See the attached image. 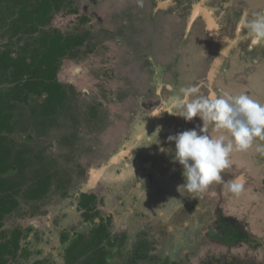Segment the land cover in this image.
I'll list each match as a JSON object with an SVG mask.
<instances>
[{"label":"rangeland","instance_id":"1","mask_svg":"<svg viewBox=\"0 0 264 264\" xmlns=\"http://www.w3.org/2000/svg\"><path fill=\"white\" fill-rule=\"evenodd\" d=\"M67 1L73 2L71 7L77 9L76 14L66 13ZM243 1L254 12L258 10L264 12V0ZM98 2V0L96 2L95 0H63L62 8L59 12L53 13L51 22L39 26L40 31L33 32L30 25L17 29V25L13 23L19 12L20 3L14 0H0V66L3 65L4 57L11 55L13 58H25L32 69L34 61L42 54L39 37L43 32L52 33L56 30L63 36L78 34L85 38L83 45L73 54V58H63L59 61L57 80L63 86L65 99L61 105L48 109L50 115L46 121L41 112L40 100L36 98H31L24 109L15 112L17 122L14 135L24 138L30 135L33 138L25 146L20 141L19 148H24L29 159L35 156L39 158L25 169L21 180L24 186L21 191L29 185L32 172L40 168L46 169L53 178L43 199L29 201L24 199L22 194L20 195L19 206L12 215L5 219L3 231L10 232L17 227L29 236V239L22 241V245H27V251L19 264H69L67 256L69 245L77 243L79 237L88 239L97 224L105 225L107 230L108 243H104V247L112 254V257L107 259V264H192L190 253L182 256V252H186L187 249L178 250L177 248L171 251L167 247L168 243L166 245V242L161 239L156 240L155 236L148 234L147 228L146 233H142L143 228H138L141 233L134 232L133 229L132 233H127L121 229L127 222L123 210L120 209L124 204L119 206L117 203L119 186L116 185L118 182L114 181L116 172L109 169H111L112 161L128 163V159L121 161L123 157L120 156L128 150H115L116 152L114 151L112 155L107 154L105 147L111 140L104 139L102 133L108 127H113L115 130L117 122L127 121L126 118L131 117L136 109L131 103L129 104V99L135 93L132 92L134 90L130 85L133 80L131 77L134 75L131 72L123 73L124 70L115 67L119 61L127 60L117 55L121 49L120 45L118 46L121 41L117 38V34L110 33L109 30H101L97 33L96 25L92 26L89 20L87 22L81 20L88 17L89 11L93 10L91 7ZM37 4V0H25V8L29 12H32ZM126 41L132 45L131 38H127ZM105 42H108V46ZM110 51H116L113 58L108 57L107 52ZM80 73L83 79L85 78L82 74H85L86 79H91L92 82L79 81L77 77ZM29 75L30 72H26L24 77ZM196 75H193L194 78ZM176 77L175 74L168 75L160 72L153 76V82L160 84L169 81L175 84ZM211 78L209 73L206 74V81ZM225 81L227 83L222 81L214 85L213 90L217 94L245 93L264 103V69L258 68L252 76H245L243 71L235 76L230 73ZM3 83L2 78L0 88L6 89L7 85ZM156 92L157 90L151 91V93ZM170 105L169 101L165 107H158L153 112L158 114L164 108L167 111ZM139 119L145 125L153 123L151 120ZM179 122L186 123L180 119ZM172 125L175 126V124ZM189 125L195 126L190 123ZM155 129H157L156 126L151 127L150 136ZM212 129L213 127L210 130ZM138 131L143 132V130ZM143 133L147 134L146 131ZM219 134L221 133L216 132L212 136L216 137ZM147 144L146 140L140 141V147L135 150L136 153H141L142 146ZM257 155L261 161L264 159V155H259L255 151V146L248 151L231 154L230 167L221 174L228 172L232 179L242 178L243 174L246 184L237 196L228 191V185L225 183L228 194L220 197L224 199L226 208L233 210L239 218L247 220V223L242 221L241 229L243 230L247 224H250L254 235L249 234L245 242L243 240L238 244L232 239H227L225 246L220 247L212 244L216 233L214 229L206 231L211 225L202 227L193 234L196 243L201 245L200 247L188 244L190 237L187 236V241L184 242L186 244L181 245L189 248L195 257L196 263L193 262L194 264H264V162L263 165L260 164L256 158ZM139 156L141 157L142 153ZM112 169L115 167L112 166ZM181 181L184 182L182 174L168 177L159 186L161 190L154 192V199L159 200L164 190L170 186L175 188L177 196H182L184 191H178V186L182 185ZM215 186L216 184L210 185L207 191L199 194L200 198L206 201L207 207L208 202L213 201L208 192L215 190ZM186 194L191 197L190 193L186 192ZM82 195L96 197L98 216L93 222H87L79 208ZM163 197H165L163 199L165 202L162 201L152 210L154 216L158 208L169 215L171 207L177 208L176 198ZM217 211L222 212V210ZM108 216L111 217L108 218ZM214 222V224L217 223V221ZM174 239L177 242V238ZM171 244L174 245V241ZM231 248L237 249L230 251ZM136 251H139V255L144 258L135 259ZM81 260L84 261V258L74 264H79Z\"/></svg>","mask_w":264,"mask_h":264},{"label":"crops","instance_id":"2","mask_svg":"<svg viewBox=\"0 0 264 264\" xmlns=\"http://www.w3.org/2000/svg\"><path fill=\"white\" fill-rule=\"evenodd\" d=\"M98 1L91 7L93 10L90 15H93V18L90 24L96 25L97 33L101 30H109L110 33L115 32L119 40L131 38V49L134 50L128 49L131 52H128L129 57L127 56V58L130 60L128 61L130 62L129 66L132 68L129 69L134 75L131 77L133 80L130 85L134 90L132 92H135L129 99V104L131 103L136 109L131 117L126 118L127 121L121 123L118 121L115 130L113 127H108L102 133L104 139L111 140L105 147L107 154L112 155L115 150H128L122 153H126L125 155L120 156L123 157L121 161L128 159L129 162L124 164L112 161L111 169H109L116 172L114 181L118 182L116 185L119 186L117 203L119 206L124 204L120 209L123 210L124 218L128 222H125L121 229L127 233H132V229L134 232L141 233L138 228H143L142 233H146L145 229L147 228L149 235L155 236L156 240L161 239L166 242V245L168 243L167 247L171 251L177 248H179L178 250L187 249L186 252H182V256L190 253L191 263L194 264L196 263L195 257L189 248L181 246L186 244L184 243L187 241L186 236L190 237L188 244L200 247L201 245L196 243L193 236L200 228L211 225L206 230L210 231L213 225L218 224L219 220L223 218L242 228V221L247 223V220L239 218L233 210L226 208L224 199H220L222 195L228 194L226 184H216L215 190L208 192L214 201L208 202L209 208L214 206L210 210L206 206V201L199 195L194 198L183 192L182 196H177L173 186L167 187L159 200L154 199V192L161 190L159 187L161 183L170 176L181 174L183 170L181 165L173 161L171 155L161 152L159 148H174V142H167V137L192 129L193 125L191 126L189 123L195 124L193 127L199 134L201 123H203L199 117H193L186 123L179 122L180 116L171 114L173 111L171 97L180 87L191 85L199 86L201 92L206 90L204 91L206 95L209 90H213L215 84L222 83V81L227 83L225 79L230 73L235 76L243 71L245 76H252L258 68L264 69V46H256L249 50L247 41L237 44L236 40L238 39L236 22L239 18L262 11L254 12L243 0ZM198 7L204 13L194 14ZM206 14L214 27L213 32L208 27ZM91 30L93 31V28ZM244 52L247 54L244 55ZM131 53L135 54L131 56ZM224 57H227L224 60L226 62L221 61ZM211 64H213L212 67ZM159 71L162 74L177 75L174 79L177 82L174 84L164 81L155 84L153 76L160 73ZM127 72L130 71L124 70V73ZM208 73L212 78L206 81L205 76ZM195 74L197 75L194 78ZM153 90H157V92L151 93ZM169 101L171 105L167 111L164 108L158 114L153 112L158 107H165ZM139 118L151 120L153 123L145 125ZM152 126L161 129L158 133L160 145L155 143L143 145L140 157L141 153L137 154L135 150L140 147V141L146 140L149 143L150 138L147 136H150ZM135 127L136 129H134ZM138 127L140 128L137 129ZM210 129L211 126L208 128V134L215 135L217 131L214 128L212 131ZM138 130L146 131L147 134ZM256 158L263 165L264 159L261 161L258 155ZM112 166L115 169H112ZM221 175L225 182L232 179L228 172ZM241 177L245 185L244 175L242 174ZM183 183L181 181V184ZM163 196L176 198L177 208L171 207L170 215L158 208L154 216L152 210L162 201L165 202ZM217 210H222V212ZM110 217L108 216V218ZM214 221L217 223L214 224ZM241 231L247 236V239L249 234L254 235L250 224H247ZM236 236L232 238L233 241H236L237 244L243 242L237 241ZM174 238H177V242ZM172 241H174V245L171 244ZM225 241L219 244L213 240L212 244L224 247ZM236 249L231 248L230 251Z\"/></svg>","mask_w":264,"mask_h":264},{"label":"trees","instance_id":"3","mask_svg":"<svg viewBox=\"0 0 264 264\" xmlns=\"http://www.w3.org/2000/svg\"><path fill=\"white\" fill-rule=\"evenodd\" d=\"M14 1L20 4L13 23L17 25V29L30 25L33 32L40 31L39 26L49 24L53 13L59 12L63 4V0H37L38 4L32 12H29L25 8V0ZM67 4L70 7V2L67 1ZM67 12L74 13L75 10ZM83 43L84 38L79 36H63L56 30L52 33L43 32L39 37L42 54L36 58L32 69L25 58H13L11 55H6L3 65L0 66V79L3 78V84L7 85L6 89L0 88V264H19L25 253L21 241L27 238L17 227L10 232H4L5 219L17 210L18 198L21 194L29 201L43 199L53 178L46 169L40 168L32 172L29 185L21 191L24 186L21 180L25 169L39 158L35 156L29 159L24 148H19L20 141L25 146L33 138L30 135L26 138L14 135L17 122L15 112L24 109L31 98H36L40 100L41 112L46 121L50 115L48 109L61 105L65 99L63 86L57 80L59 61L63 58H73V54ZM26 72H30L28 77H24ZM95 207L94 195H82L79 208L83 211L87 222L95 221L98 216ZM235 239L246 240L247 236L239 232ZM104 243H108L106 227L103 224H97L88 239L79 237L77 243L69 245L68 263L74 264L84 258V261L81 260L79 264H107V259H110L112 254L105 249ZM134 258L140 259L144 256L136 251Z\"/></svg>","mask_w":264,"mask_h":264},{"label":"clouds","instance_id":"4","mask_svg":"<svg viewBox=\"0 0 264 264\" xmlns=\"http://www.w3.org/2000/svg\"><path fill=\"white\" fill-rule=\"evenodd\" d=\"M236 35L238 42H248L249 50L264 46V12L241 16L236 22ZM171 101V114L185 121L199 117L203 122L199 134L193 128L169 135L167 142H174V148H159L182 166L184 183L178 186V191L197 198L213 183H226L228 191L238 196L244 189L243 179L236 177L225 182L221 173L230 167L233 152L248 151L255 146V151L264 155V143H260L264 142V103L245 93L217 94L209 90L205 95L197 85L180 87ZM210 126L221 134L210 136ZM160 131L158 127L147 136L148 144L160 145Z\"/></svg>","mask_w":264,"mask_h":264},{"label":"flooded vegetation","instance_id":"5","mask_svg":"<svg viewBox=\"0 0 264 264\" xmlns=\"http://www.w3.org/2000/svg\"><path fill=\"white\" fill-rule=\"evenodd\" d=\"M72 2V1H71ZM71 5H70V7H68L67 8V11H69L70 12V10H75V12L74 13H68L67 11H66V13H68V14H76L77 13V9H75V8H73V7H71L72 5H73V2L72 3H70ZM90 9V8H89ZM88 9V10H89ZM91 11L92 10H90L89 11V13H91ZM203 11L201 10V9H196L195 11H194V14H197V13H202ZM89 13H88V17H84L83 19H81L83 22H87L88 20L91 22V19L93 18V15H89ZM204 13V12H203ZM206 21H207V23H208V27H209V29L210 30H212L211 32H213L214 31V27H213V25H212V22H211V20L209 19V16L208 15H206ZM71 36H79V37H82L81 35H78V34H75V35H72L71 34ZM87 34H86V38H87ZM83 38V37H82ZM84 40H85V38H84ZM237 40V44H238V39H236ZM120 43L118 44V46L120 45V47H121V49H119V51L117 52V55L120 57L121 56V58L122 59H126L127 58V56L129 57V54H128V52L130 53L131 51L130 50H132L131 49V44L129 45V42L127 43L126 42V40H125V38H123V39H120ZM239 42H243V41H239ZM106 43V42H105ZM106 44H108V42L106 43ZM128 49H130V50H128ZM132 51H134V50H132ZM108 53V57H111V58H113L115 55H116V51L115 52H113V51H110V52H107ZM135 54V53H134ZM134 54H132L131 53V56L132 55H134ZM244 55L245 54H247V52H244L243 53ZM227 59V57L225 58L224 57V59H222L221 61H224V60H226ZM128 61H130V60H128V58H127V60H122L121 62L119 61L118 63H116L115 64V67H118V69H122V70H129L130 72H132V70H130V69H132L129 65H130V62H128ZM224 62H226V61H224ZM226 65H228V63H226ZM126 67H128V68H126ZM130 68V69H129ZM124 73V72H123ZM82 76H84V78L85 79H83L82 77H81V73L79 74V76L77 77V79L79 80V81H82V82H92L91 81V79H86V77H85V74H82ZM89 85V84H88ZM203 92H201L202 94H204V93H206V92H204V91H206V90H202ZM174 95V94H173ZM180 119H181V121L182 120H184L185 121V119L184 118H182V117H180ZM186 122V121H185ZM183 129H184V127H183ZM121 156H123V154H121ZM95 211H96V207H95ZM90 223V222H89ZM213 229H214V231L216 232L215 233V236H214V238H215V240H214V242H216V243H219V244H221V243H223V241H225V240H227V239H232L233 237H235V235H237L239 232L240 233H242V231H241V228H239L236 224H234V223H232L230 220H228V219H225V218H223V219H220L219 220V222H218V224H216V225H213ZM22 231V230H21ZM107 231V230H106ZM23 232V231H22ZM23 234H24V232H23ZM27 236V238L26 239H29V236L28 235H26ZM24 240V239H23ZM22 240V241H23ZM22 241H21V245H22ZM241 241H243V240H241ZM22 247H23V249L25 250V251H27V245H22ZM142 259V258H141ZM171 264H175V263H171Z\"/></svg>","mask_w":264,"mask_h":264}]
</instances>
